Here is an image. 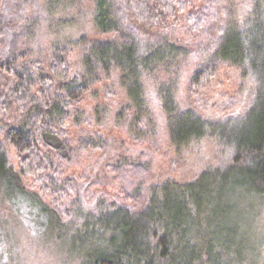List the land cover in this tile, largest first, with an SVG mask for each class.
Instances as JSON below:
<instances>
[{
	"label": "trees",
	"instance_id": "trees-1",
	"mask_svg": "<svg viewBox=\"0 0 264 264\" xmlns=\"http://www.w3.org/2000/svg\"><path fill=\"white\" fill-rule=\"evenodd\" d=\"M73 10L93 33L46 44L44 26L70 29ZM232 71L237 90L220 91ZM203 142L215 164L179 182L164 146L178 156ZM6 179L85 264L257 258L248 227L264 206V0H0Z\"/></svg>",
	"mask_w": 264,
	"mask_h": 264
},
{
	"label": "rangeland",
	"instance_id": "rangeland-1",
	"mask_svg": "<svg viewBox=\"0 0 264 264\" xmlns=\"http://www.w3.org/2000/svg\"><path fill=\"white\" fill-rule=\"evenodd\" d=\"M71 15L75 19L70 29L48 30V23L43 28L44 37H42V40L51 45L56 38L60 40L67 34L73 36L81 32L90 35L93 33L90 24L84 23L81 16L75 17L74 10ZM232 72L233 75L223 73L220 76L218 81L220 91L237 90L239 86L238 78L236 72ZM182 76L183 84L186 76L184 74ZM207 93L210 94V91H207ZM149 98L152 107L157 108L154 96L150 95ZM175 100L177 103L179 101L182 107L186 105L184 92L181 88L179 94H176ZM209 118L214 119L216 115H211ZM164 150L166 152L163 158L164 167L168 165L166 159H174L178 173L175 178L181 183L190 181L199 170L206 166H212L216 162L214 149L209 142L193 146L184 154L180 153L178 156L170 148L164 146ZM244 204L248 205L250 202L245 200ZM253 209L257 212L256 215L259 219L254 226L250 225L248 230L255 229V241L259 238L261 241L255 242L253 234L252 236L249 234L247 237L248 244L253 241L255 242L252 243L253 245L257 243H260V245L258 255L255 256L257 258H252L245 252L243 259H246V262L244 264H264V212L262 213L264 206L255 203ZM60 232L54 229L53 222L45 213L44 208L34 198L20 192L10 179H6L5 182L0 180V264H85L79 261L81 258L77 260L81 255L79 245L75 241L73 242L70 236L63 237V231ZM53 235L60 238L56 243H54L55 239L52 238Z\"/></svg>",
	"mask_w": 264,
	"mask_h": 264
}]
</instances>
